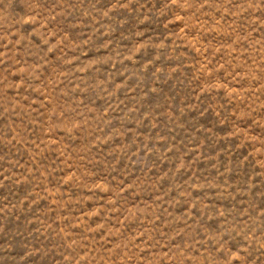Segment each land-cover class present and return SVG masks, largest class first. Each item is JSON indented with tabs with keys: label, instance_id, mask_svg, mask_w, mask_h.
I'll return each mask as SVG.
<instances>
[{
	"label": "rangeland",
	"instance_id": "obj_1",
	"mask_svg": "<svg viewBox=\"0 0 264 264\" xmlns=\"http://www.w3.org/2000/svg\"><path fill=\"white\" fill-rule=\"evenodd\" d=\"M0 264H264V0H0Z\"/></svg>",
	"mask_w": 264,
	"mask_h": 264
}]
</instances>
